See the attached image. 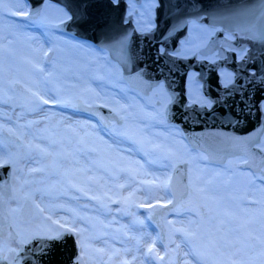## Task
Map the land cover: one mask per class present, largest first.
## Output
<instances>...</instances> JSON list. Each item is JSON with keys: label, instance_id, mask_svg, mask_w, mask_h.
Wrapping results in <instances>:
<instances>
[{"label": "rangeland", "instance_id": "obj_1", "mask_svg": "<svg viewBox=\"0 0 264 264\" xmlns=\"http://www.w3.org/2000/svg\"><path fill=\"white\" fill-rule=\"evenodd\" d=\"M155 4V0H147L137 6L139 14L136 22L139 29L150 25ZM29 7L27 0H0V44L5 43V37L12 40L8 44V49L1 47L0 58L16 66V69L12 70L16 77L10 81H7L5 73L0 71V86L6 92L5 96L0 92V105L13 111L21 110L23 113L25 109L29 108L31 111L36 106L33 85L24 80V77L32 73L30 65L43 53V60L52 71V76L46 80L47 88H51L56 80L62 79L67 73L66 69L71 68L74 74L80 76L77 79L72 76V81L79 84L87 82L90 89L87 90L86 86L77 89L75 85H71L70 90L63 96L64 92L54 87L55 89H50L49 93L56 101L62 102L68 99L69 102L93 105L97 102L94 88L98 87L104 91V106L113 109L112 111L118 116L117 120H111V128L116 130V133H121V137L127 134L137 135L144 154L157 158L154 167L169 169L171 174L175 164L183 160L189 162V193L176 206L171 207L172 194L169 185L163 202H160L159 185L151 183L147 186L151 194L152 206H145L143 212L159 230V240L165 249V255L159 257L158 264H177L179 253L176 246L177 238H182L189 249L200 253L201 264H232L233 261L238 264H264V252L252 253L254 246L252 244L256 241L253 235L258 225L264 235V199L261 203L247 202L253 188L257 189V193L262 192L264 198V167L259 173L245 168L246 158L243 156L229 158L223 165L208 162L203 152L190 147L180 126L165 118L164 107L171 98L163 83L154 87L149 95L131 88L122 78L121 67L110 58L106 50L90 41L68 34L58 27L60 22L69 19L67 17L70 16L63 6L45 1L40 16L34 20L27 17ZM135 7L136 4H132L131 11ZM4 19L10 20L9 29H3L1 24ZM19 31L26 32V35H20ZM186 48L188 49L181 51L180 55L192 52L194 46L189 42ZM50 49L53 50V54L48 59ZM227 76L225 73V77ZM20 86L22 89H19ZM187 87L189 103L206 101L195 74L190 75ZM118 97L122 100V105L117 101ZM3 130L13 133L20 139V143L12 144L14 150L10 152L8 161L12 167L13 193L7 207L11 215V226H0V264H8L4 260L8 250L18 251L20 242H25L31 236L55 227L43 218H39L42 212L36 205L32 219L29 221L18 219L24 200L30 199L34 202L41 184L32 173H24L22 169L20 158L25 148L21 132L6 127L0 128V135L8 140L9 138L3 135ZM257 146L259 147V144ZM59 149V153L63 155L60 160L66 161L69 157L68 152L63 147ZM34 176L36 177L37 174ZM121 199L123 200L118 206L122 207L125 214L135 211L138 204H146L140 199L130 202ZM247 204L251 209L255 206L254 209L259 211H255L256 213L244 211L243 206ZM11 205H14L15 209H12ZM231 216H235V220H232ZM153 217H156L155 221L152 220ZM184 218L191 219L189 229L183 226ZM230 226L233 227L229 229ZM225 236L234 247L217 251L214 245H218L220 238ZM75 237L80 252L78 262L91 264L92 252L88 247V240L83 239L81 233ZM208 241H211V244ZM249 255H252L251 258H248Z\"/></svg>", "mask_w": 264, "mask_h": 264}, {"label": "water", "instance_id": "obj_2", "mask_svg": "<svg viewBox=\"0 0 264 264\" xmlns=\"http://www.w3.org/2000/svg\"><path fill=\"white\" fill-rule=\"evenodd\" d=\"M27 1L30 4L28 17L32 20L40 16L45 1L63 6L71 19L60 22L58 27L106 50L121 67L122 78L131 88L149 95L154 87L163 83L171 97L164 108L165 118L180 126L190 147L203 152L208 162L223 165L229 158L243 156L247 158L245 168L259 173L264 167V152L257 146L264 134V0H212L207 22L231 33H242L253 44L259 43L261 52L258 54L254 46L247 62H237L234 55L223 54V59L213 63L171 54L180 50V41L188 36V24L193 16L188 0H165L164 8L160 0L155 18L157 25L143 34L137 32L131 17L125 24L126 0H119L118 5L112 0ZM173 6L175 12H163ZM85 13L90 21L87 26L81 19ZM214 44L213 40L208 47ZM161 45L164 53L160 52ZM224 68L234 72L235 79L223 88L219 70ZM192 70L199 72L197 80L202 83L204 94L213 101L210 106L189 103L187 83ZM81 108L98 117L104 127L118 119L109 107L100 104H82ZM2 133L10 141L20 143L13 133L5 130ZM188 167L189 162L183 160L172 169L169 181L172 207L188 196ZM11 174V163L0 166V226L8 225L11 219L7 210L13 193ZM33 214L32 201L25 199L18 219L27 221ZM36 237L33 235L19 243L18 251L8 250L4 260L8 264H74V261L80 264L75 260L80 253L76 237L65 236L47 255L36 247L44 243Z\"/></svg>", "mask_w": 264, "mask_h": 264}, {"label": "bare ground", "instance_id": "obj_3", "mask_svg": "<svg viewBox=\"0 0 264 264\" xmlns=\"http://www.w3.org/2000/svg\"><path fill=\"white\" fill-rule=\"evenodd\" d=\"M1 25L3 29H9L11 22L4 19ZM18 33L26 35L24 31ZM5 38L4 46L0 44V49H8V44L12 42ZM43 55L32 62V73L24 77L33 85L36 106L31 111L25 109L23 113L0 105V128L21 132L25 148L20 158L22 169L24 173H32L41 184L39 193L32 201L34 213L36 205L42 212L39 218L50 222L55 228L59 224L77 228L83 239L88 240L92 252L91 264H158L159 257L165 255V249L159 240V230L143 211L145 206H152L151 194L147 189L151 183L159 185L160 202H163L167 195L170 170L153 166L157 158L144 154L137 135L127 134L123 135L127 137L124 138L112 126L103 127L98 117L81 108L82 103L69 102L68 99L56 101L50 95V89L62 90L65 96L71 85L77 89L83 86L87 90L90 88L87 82L79 84L72 81V76L75 79L80 76L74 74L71 68L66 69L67 73L62 79L47 88L46 80L52 76V71L44 62ZM15 69V65L0 58V71L5 73L7 81L16 77L12 72ZM94 89L97 93L96 104L104 106V91L98 87ZM0 92L6 95L2 86ZM117 101L122 105L119 97ZM148 137L150 139V135ZM12 144L14 142L0 135V160L5 161L3 165L8 164L10 152L14 150ZM60 147L68 152L66 161L60 160L63 158L59 153ZM96 182L100 188L91 189V185ZM78 184L87 186L88 192L81 190ZM262 194L253 188L248 204H254L255 201L261 203L264 199ZM121 198L128 202L140 199L146 204H138L135 211L125 214L122 207L118 206L123 200ZM248 204L243 206L244 211H259L254 209L255 206L251 209ZM11 208L15 209V206L11 205ZM235 218L231 216L232 220ZM182 221L185 228L191 227L190 218ZM8 226H11V219ZM258 226L256 229L254 227L256 241L252 244V253L264 252V235ZM208 243L211 244V241ZM176 246L179 249L177 264H197L193 250L188 248L182 238H177Z\"/></svg>", "mask_w": 264, "mask_h": 264}, {"label": "flooded vegetation", "instance_id": "obj_4", "mask_svg": "<svg viewBox=\"0 0 264 264\" xmlns=\"http://www.w3.org/2000/svg\"><path fill=\"white\" fill-rule=\"evenodd\" d=\"M147 0H141L138 2L137 0H126L125 3L127 5L126 10V20L125 24L129 23L128 18H132L133 25L137 32L140 34L146 33L151 31L157 24L155 21V18L157 16V10L160 7L161 3L160 0H155L156 4L153 6V15L152 20L150 22V25L147 27H144L143 29L138 28V23L136 22V17L139 14V9L137 6H140L143 2H146ZM164 1L162 0V5L164 8ZM112 2L115 5L119 4V0H112ZM212 0H188V8L193 11V16L189 20L188 24V36L185 39H182L180 41V50L178 52H171L172 55L177 57H186V58H195L198 61H204L206 63H213L217 60H221L224 58L223 54L228 55H234L236 57L237 62H247L249 61V55L250 52L253 50V47L255 46L256 52L260 54L259 43H252L251 39L246 38L242 33H231L227 29H225L222 26H213L207 22L208 15V9L211 7ZM183 3V1H182ZM132 4H136V7L131 11ZM173 11L175 12V7L173 6L170 9H164V11ZM178 15H180L178 13ZM199 17V18H197ZM215 41V44L213 47H208L212 41ZM191 42L194 46V49L192 52H189L185 55H180V52L183 50H187L186 45ZM226 42H232L237 44V47H231ZM165 48L161 45L160 46V52L164 53ZM204 53V54H203ZM253 62V61H252ZM254 72V70H252ZM225 73L228 75L225 77ZM191 74H195V79L197 80V76L199 75V72L192 70L188 74V79ZM220 75V84L224 88L228 86L232 81L235 79V73L228 70L227 68H224L222 70H219ZM227 80V81H224ZM198 81V80H197ZM201 85L200 91L202 92L204 98L206 101L196 102L197 104H205L207 106H210L213 101L209 99L203 92V85L199 81ZM162 84V83H161ZM160 84V85H161ZM164 85V84H163ZM165 87V86H164ZM166 89V88H165ZM167 91V90H166ZM187 95H188V87H187ZM171 98V97H170ZM195 103V102H192ZM165 108V107H164ZM262 110L264 112V102L262 104ZM91 141L93 140L92 137L90 138ZM259 148L264 152V134L261 137V140L259 142ZM160 151V150H159ZM160 155V152H159ZM246 158V157H245ZM247 161V158H246ZM99 183H94L91 185V189L96 190L99 189ZM80 186L81 190L88 192L87 186L83 187L82 185L78 184ZM77 186V187H78ZM89 188V187H88ZM19 246V245H18Z\"/></svg>", "mask_w": 264, "mask_h": 264}, {"label": "snow or ice", "instance_id": "obj_5", "mask_svg": "<svg viewBox=\"0 0 264 264\" xmlns=\"http://www.w3.org/2000/svg\"><path fill=\"white\" fill-rule=\"evenodd\" d=\"M65 15L67 16V14ZM67 18L71 19L70 16ZM81 19L85 26H87L90 23V21L87 18V13L83 14ZM45 103H47V101H45ZM4 163H5L4 160H0V166H3ZM67 235H71L75 237L79 235V230L72 225L59 224V227L57 228H50L46 232L38 234L36 238L38 240L44 241V243L37 244L36 247L39 248L41 253L47 255L48 252L51 249L57 247L59 242H61L64 239V237ZM214 247H216L217 251H220L221 249L227 250L230 247H234V244L225 236V237H221L218 245H214ZM29 251L32 250L29 249ZM149 251H151V249H149ZM192 254L194 259H196L197 264H200V259H201L200 253L193 250ZM79 259H80V255L78 253L77 256L75 257V260H79ZM232 264H238V262L233 261Z\"/></svg>", "mask_w": 264, "mask_h": 264}]
</instances>
